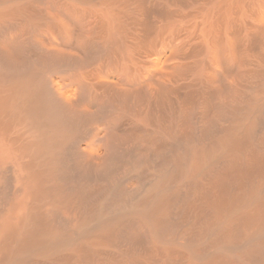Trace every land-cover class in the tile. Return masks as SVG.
<instances>
[{
	"label": "bare ground",
	"instance_id": "obj_1",
	"mask_svg": "<svg viewBox=\"0 0 264 264\" xmlns=\"http://www.w3.org/2000/svg\"><path fill=\"white\" fill-rule=\"evenodd\" d=\"M0 264H264V0H0Z\"/></svg>",
	"mask_w": 264,
	"mask_h": 264
}]
</instances>
